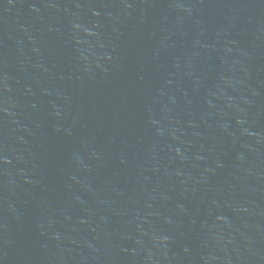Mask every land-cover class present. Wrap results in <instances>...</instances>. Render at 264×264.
<instances>
[{"label": "water", "instance_id": "95a60500", "mask_svg": "<svg viewBox=\"0 0 264 264\" xmlns=\"http://www.w3.org/2000/svg\"><path fill=\"white\" fill-rule=\"evenodd\" d=\"M0 264H264V0H0Z\"/></svg>", "mask_w": 264, "mask_h": 264}]
</instances>
